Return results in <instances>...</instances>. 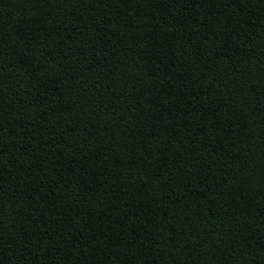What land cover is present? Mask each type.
Instances as JSON below:
<instances>
[{"label":"trees","instance_id":"trees-1","mask_svg":"<svg viewBox=\"0 0 264 264\" xmlns=\"http://www.w3.org/2000/svg\"><path fill=\"white\" fill-rule=\"evenodd\" d=\"M0 264H264V0H0Z\"/></svg>","mask_w":264,"mask_h":264}]
</instances>
